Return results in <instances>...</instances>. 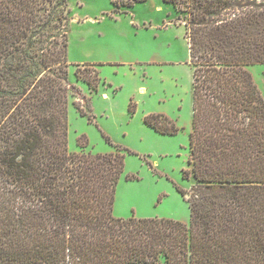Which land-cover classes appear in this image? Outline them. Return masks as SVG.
Segmentation results:
<instances>
[{"label": "trees", "instance_id": "obj_1", "mask_svg": "<svg viewBox=\"0 0 264 264\" xmlns=\"http://www.w3.org/2000/svg\"><path fill=\"white\" fill-rule=\"evenodd\" d=\"M184 2L188 223L114 216L123 155L68 149L67 0H0V264H264V97L248 69L264 64V0ZM75 75L96 89V70Z\"/></svg>", "mask_w": 264, "mask_h": 264}, {"label": "rangeland", "instance_id": "obj_2", "mask_svg": "<svg viewBox=\"0 0 264 264\" xmlns=\"http://www.w3.org/2000/svg\"><path fill=\"white\" fill-rule=\"evenodd\" d=\"M185 0H67V139L70 151L123 155L113 204L116 217L189 222L188 145L192 67ZM64 28L56 20L48 32ZM96 70L95 90L75 75ZM264 97V64L248 67ZM162 114L177 126L163 134L144 123ZM105 136L109 140H105Z\"/></svg>", "mask_w": 264, "mask_h": 264}]
</instances>
